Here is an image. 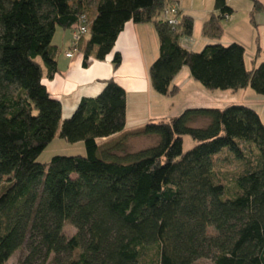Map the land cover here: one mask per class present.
I'll list each match as a JSON object with an SVG mask.
<instances>
[{
    "label": "trees",
    "instance_id": "trees-1",
    "mask_svg": "<svg viewBox=\"0 0 264 264\" xmlns=\"http://www.w3.org/2000/svg\"><path fill=\"white\" fill-rule=\"evenodd\" d=\"M250 1L254 19L264 4ZM170 2L0 0V264L23 247L19 264H264V123L255 110L187 108L130 132L127 94L115 80L66 120L43 82L58 74L57 30L72 32L69 52H81L88 67L113 53L128 23L150 24L160 46L149 69L158 95L178 94L173 82L187 68L209 91L264 96V62L249 70L243 45L218 43L234 14L228 1L215 0L202 29L215 43L200 52L182 45L193 37L192 17L180 11L175 27L163 20ZM83 18L87 32L74 42ZM121 63L116 53L115 69ZM57 136L83 143L86 156L38 163ZM185 136L196 144L186 153ZM153 137L155 146L127 151L130 139ZM116 138L100 157V145ZM235 161L241 170L222 172Z\"/></svg>",
    "mask_w": 264,
    "mask_h": 264
},
{
    "label": "crops",
    "instance_id": "crops-1",
    "mask_svg": "<svg viewBox=\"0 0 264 264\" xmlns=\"http://www.w3.org/2000/svg\"><path fill=\"white\" fill-rule=\"evenodd\" d=\"M174 1L179 4L183 16L192 17L194 20L193 37L190 40H182V45L192 51L200 52L206 45L215 43L204 39L202 36L203 26L210 16L215 13V10L207 11V13L199 14L196 17L193 14L194 11L187 9L184 0ZM227 1L228 5L234 10V14L230 21L228 20L229 27L226 28L223 25L224 35L218 43L228 46L224 44V39L228 32L233 34L241 33L246 36H248L247 33L249 32L251 33V39L258 40L259 43L262 40V33L264 34V23L258 21L256 16L261 13L256 14L254 19L251 17L252 20L249 22L253 24L248 25L246 20L249 19L243 18L240 21L237 18H240L241 6L248 7L246 14L250 16L253 10V3L250 0ZM261 2L264 4V0ZM234 41L245 47L244 43L238 39L235 38ZM71 42V31L57 30L53 43L61 52L58 57V74L52 80L44 79L43 81L51 96L61 102L63 120L73 115L82 98L98 96L104 88V82L109 79L115 80L126 91V129L128 131L130 119L135 118L137 121L146 122L154 118L149 114L150 110L153 109V106L165 101L162 98L164 96H158L153 90L149 75V69L158 58L160 49L158 36L153 25L128 23L118 37L113 53L105 61L92 60L88 67L83 66L84 56L81 52L76 53L72 59L66 57V53L70 50ZM116 53H119L122 57V63L117 69L113 65V58ZM256 60L257 58L253 61V65L256 64ZM245 63L247 67L246 57ZM187 86L195 87V83L189 70L184 68L175 78L173 87L179 88V92H181ZM197 89L200 90V88ZM168 118L162 117L161 121ZM138 127H142V125H136V127H133V131L137 130Z\"/></svg>",
    "mask_w": 264,
    "mask_h": 264
},
{
    "label": "rangeland",
    "instance_id": "rangeland-1",
    "mask_svg": "<svg viewBox=\"0 0 264 264\" xmlns=\"http://www.w3.org/2000/svg\"><path fill=\"white\" fill-rule=\"evenodd\" d=\"M184 1L187 9L194 11L193 14L196 17H198L199 14L203 15V13L205 12L207 13V11L214 10L215 0H184ZM247 9H248L247 6H241L240 15H239L240 18H237V20L242 21L243 18H247L249 19L246 20L247 24L251 25L253 23L252 22L250 23L249 21L252 20L251 18L252 16L251 15L248 16L246 14ZM256 18L258 19V21L264 23V11L261 12V14L257 15ZM229 21H224L223 23L224 27L226 28L229 27ZM249 29L251 30V28ZM247 34L248 36H246L245 34L242 35L241 33L233 34L228 32L224 39V44L231 45L233 43H236L234 41L235 38L243 42L246 49L245 57L247 59V67L249 70H251L253 66H259L261 63L264 62V34L262 33V40L259 43L258 40H254L253 38L251 39V33L248 32ZM256 58H257L256 64L253 65V61H255ZM194 83H195V87L187 86L184 87L181 90V92H179L174 96L169 95L168 97H162L164 98L165 102L153 106V109L150 110L149 112V114H151V116L154 117L155 119L151 118L152 120H148L146 122H141V120L137 121L135 120V118L130 119L128 125L129 131L132 132L134 129L133 127H136V125H142V127L137 128L138 130L144 128L147 124L158 123L161 121L162 117H169L168 119L172 117H177L181 115L183 111L186 110L187 108L223 109L232 105L246 106L255 110L260 115L264 123V96L258 95L252 89L239 90L236 93L234 91H209L205 89L200 83L196 81H194ZM197 88H200V90ZM121 140L122 138H116L107 143L101 144L99 156L100 157L102 156L101 155L102 151H106L110 148H115L121 142ZM183 140H184L183 150L185 153L192 150L196 145L190 136H185ZM129 141L130 142L128 143L127 146V151L129 153H137L139 151L151 148L155 146L157 143L154 137L133 138L130 139ZM56 156L85 157L86 156L85 146L83 143H79L75 145L69 144L65 140L57 136L54 142L39 157L38 163L43 165L49 164L50 161ZM220 166H221L220 169H223L222 172H236L242 169V165L237 161L230 162L227 164L225 163L224 165H220ZM75 233H76L75 228L72 227L70 224H67L65 227L66 236L72 237L73 235H75ZM25 254H26V248L23 247L21 250L17 251L11 257V259L5 264H19L20 260L24 257ZM202 264H210V262L203 261Z\"/></svg>",
    "mask_w": 264,
    "mask_h": 264
},
{
    "label": "built area",
    "instance_id": "built-area-1",
    "mask_svg": "<svg viewBox=\"0 0 264 264\" xmlns=\"http://www.w3.org/2000/svg\"><path fill=\"white\" fill-rule=\"evenodd\" d=\"M180 7L177 2H170L168 6L165 8V10L162 13V18L169 26H177L179 23V15H180ZM81 25L79 28L73 33V41L78 42L82 35H84L87 32V25L86 20L83 18L81 21ZM75 52L70 51L66 54L67 58H74Z\"/></svg>",
    "mask_w": 264,
    "mask_h": 264
}]
</instances>
